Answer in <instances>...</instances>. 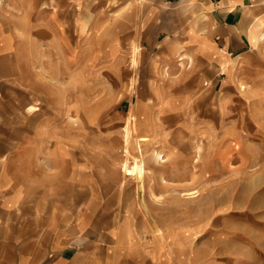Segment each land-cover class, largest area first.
<instances>
[{"label":"crops","instance_id":"obj_1","mask_svg":"<svg viewBox=\"0 0 264 264\" xmlns=\"http://www.w3.org/2000/svg\"><path fill=\"white\" fill-rule=\"evenodd\" d=\"M106 34H123L130 50L124 80L137 78L143 88L136 95L156 98L163 110L188 112L184 106L210 89L204 80L217 77L225 107L229 88L238 96L252 73L264 72V0H0V264H194L183 257L190 246L173 242L179 233L166 245L134 214L91 224L77 197L53 184L67 156L46 148L65 120L58 127L46 120L45 109L56 110L61 100L38 89L35 66L55 56L77 61L89 49L94 58L108 56L105 65L118 64L117 45ZM169 70L181 75L168 77ZM104 74L102 80L114 78ZM95 75L87 81H99ZM84 81L71 88L77 99L95 91L86 92ZM68 106L60 113L87 111Z\"/></svg>","mask_w":264,"mask_h":264},{"label":"rangeland","instance_id":"obj_2","mask_svg":"<svg viewBox=\"0 0 264 264\" xmlns=\"http://www.w3.org/2000/svg\"><path fill=\"white\" fill-rule=\"evenodd\" d=\"M111 35L107 39L117 45L113 60L118 64L105 65L102 60L108 56L101 53L102 57L94 58L89 49L77 61L70 55L55 56L48 63L41 59L35 66L36 83L41 84L38 89L53 94L55 101L61 100L59 111L55 107L56 110L45 109L46 120L57 127L65 120L46 148L47 153L51 149L54 154L67 156L65 164L53 172V184L65 185L66 195L77 197L91 224L107 223L111 217L120 222L134 214L138 224L145 222L153 227L154 231L149 232L166 245H172L179 233L181 239L173 242L190 246V252L183 257L194 264H264V72L252 73L254 80L244 82L241 88L245 89L238 96L229 88L225 107L220 106V77L204 80L210 88L206 95L201 93L191 107L184 106L188 112L172 107L182 112L177 114L173 127L168 128L157 112L156 98L136 95L137 89L143 88L137 78L124 80L123 63L130 50L124 47L123 34ZM104 73H114V78L102 80ZM93 74L100 80L87 81ZM166 75L179 77L181 73L169 70ZM79 81H87L86 89L95 91L77 99L72 89L73 83ZM209 97L213 105L207 109ZM66 104L69 108L80 104L87 111L79 114L78 106L75 110L79 115L60 113ZM130 113L137 119L139 129L134 135L131 165L134 156H150L153 146H164L161 157L177 156L170 138H184L182 156H178L181 163L169 165L165 173V179L176 185L177 191L157 185L155 199L150 190L156 177H146L147 187L143 190L138 187L139 182L145 184L141 180L124 177L122 164L126 157L122 142ZM75 120L85 123L79 127ZM66 125L72 127L67 129ZM195 164L198 167L193 168ZM150 167L151 172L155 171V166ZM150 170L147 175L156 176ZM86 171L91 175L88 185L81 178L84 172L85 178L88 176ZM90 186L92 189H87ZM189 190L199 193L193 198L180 196ZM143 234L144 239L150 240L146 232Z\"/></svg>","mask_w":264,"mask_h":264},{"label":"bare ground","instance_id":"obj_3","mask_svg":"<svg viewBox=\"0 0 264 264\" xmlns=\"http://www.w3.org/2000/svg\"><path fill=\"white\" fill-rule=\"evenodd\" d=\"M135 54H136V49L134 47V55L132 58H134ZM133 61L134 62L136 61L135 58ZM133 83H136V82L133 81ZM242 89H245V87L242 86ZM181 112H182V110L173 109V108H171L169 110H163L162 108H160L158 111L163 122L167 125L168 128L173 127L174 123L177 122L176 121L177 120V117H176L177 114H179ZM124 129H125L123 132L124 141L122 142L123 143L122 152L124 153V155L126 157L124 163L122 164L124 177L126 179H134L137 182L139 180H141L143 183H145L143 185H141L140 182L138 183V187L141 188L142 190H143V188L147 187L146 186V177H156L158 180H156L155 184L151 185V190H150L151 196L155 199L158 197V195H156L157 193H155L156 192L155 189H156L157 185H158V188L162 186V189L172 188L173 191H177L175 188L176 186L170 185V183L167 181L168 179L167 180L165 179V177H166L165 173H166L169 165L178 166L181 163V161L178 160V156H180V155L182 156V153L180 150H181V145H182L183 139H184V138H182L183 136L181 137L182 139L180 138L181 139L180 141H176V139L170 138V143L174 146L173 147V153H178L177 156L168 155V157H164V156L161 157V155H163V152H164V146H160V147L153 146V151L150 154V156L147 155V157L144 159H138L137 157L134 156L133 157V164L131 165L130 164L131 161L129 162V160L131 159V156H133L132 152L135 151L134 150V135H135V132L139 130L138 129V121H137V119H135V117L132 115V113H130L129 117H127V125ZM182 131L184 132L185 130H182ZM167 138L168 137H166V139ZM161 159H164V161H161ZM152 165L155 166V171L151 172L150 166H152ZM196 167H198L197 164H195L193 166V168H196ZM145 170H146V174L144 173ZM148 170H150L149 172H151V174L152 173L156 174V176L147 175ZM182 175H183V173H182ZM182 175H181V177H182ZM179 176H178V178H179ZM140 177H143V178L140 179ZM198 193H199V190H189L188 192L180 193L181 194L180 196H182V197L185 196L187 198H193V197L197 196Z\"/></svg>","mask_w":264,"mask_h":264}]
</instances>
